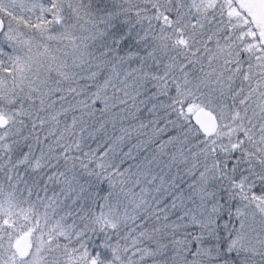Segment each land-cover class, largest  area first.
Listing matches in <instances>:
<instances>
[{
	"label": "snow or ice",
	"instance_id": "snow-or-ice-1",
	"mask_svg": "<svg viewBox=\"0 0 264 264\" xmlns=\"http://www.w3.org/2000/svg\"><path fill=\"white\" fill-rule=\"evenodd\" d=\"M0 264H264V0H0Z\"/></svg>",
	"mask_w": 264,
	"mask_h": 264
}]
</instances>
